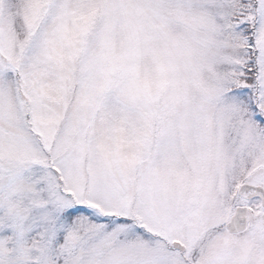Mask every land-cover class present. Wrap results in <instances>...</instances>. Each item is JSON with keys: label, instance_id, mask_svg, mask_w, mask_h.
Returning <instances> with one entry per match:
<instances>
[{"label": "snow or ice", "instance_id": "6c2138e0", "mask_svg": "<svg viewBox=\"0 0 264 264\" xmlns=\"http://www.w3.org/2000/svg\"><path fill=\"white\" fill-rule=\"evenodd\" d=\"M0 264H264V0H0Z\"/></svg>", "mask_w": 264, "mask_h": 264}]
</instances>
